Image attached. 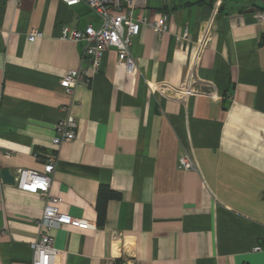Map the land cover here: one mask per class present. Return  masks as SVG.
<instances>
[{
	"label": "crops",
	"instance_id": "obj_1",
	"mask_svg": "<svg viewBox=\"0 0 264 264\" xmlns=\"http://www.w3.org/2000/svg\"><path fill=\"white\" fill-rule=\"evenodd\" d=\"M135 5L150 21L168 13L169 32L143 25L135 71L108 48L69 96L61 79L91 64L61 27L100 17L84 2L0 0V173L55 156L51 193L89 224L53 231L57 264H264V0ZM33 28L42 36L30 41ZM69 102L76 137L55 146ZM186 153L191 169L178 165ZM108 189L119 196L99 225ZM43 209L0 174V264H30Z\"/></svg>",
	"mask_w": 264,
	"mask_h": 264
},
{
	"label": "built area",
	"instance_id": "obj_2",
	"mask_svg": "<svg viewBox=\"0 0 264 264\" xmlns=\"http://www.w3.org/2000/svg\"><path fill=\"white\" fill-rule=\"evenodd\" d=\"M17 3L20 0H16ZM68 5H76L78 3H86L99 17L101 21L100 27L96 28L87 25L84 28L71 27L63 25L61 27L60 38L79 41L85 43L84 57L86 62H90V67L85 66L73 71H68L61 79L60 84L64 88L65 93L73 96L77 87L90 79V69L98 71L101 66L102 57L108 48L115 47L119 51V56L125 60L127 70L135 71L136 63L132 57L131 47L133 38L141 31L143 25H147L162 37L170 29V16L164 13L161 18L156 21H150L147 17H142L136 13L135 0H62ZM263 12L258 11L256 17L263 19ZM42 36V32L38 28H33L29 32L28 39L34 41L37 37ZM188 33H185V37ZM195 90V87H191ZM168 90H172L171 87ZM175 90V89H174ZM168 91V92H169ZM185 93L192 92L184 90ZM172 93L173 90L171 91ZM170 96H172L170 94ZM173 97V96H172ZM65 112L55 125L56 135L52 139L55 146L65 141H71L76 137V129L78 127L73 103L69 102L63 107ZM6 156H10L11 152L6 151ZM55 156L49 157L42 171L19 167L15 171V185L22 191L39 195L44 202L42 217L37 221L40 232L37 239L31 243L33 250L30 264H57L58 249L54 245L53 231L63 225H72L77 227H88L87 221L73 217L64 213L60 209L63 201L62 197L51 193L52 175L56 168ZM179 167L182 169H191L194 167L193 160L189 155L180 158ZM115 257L106 261L105 264H114Z\"/></svg>",
	"mask_w": 264,
	"mask_h": 264
},
{
	"label": "trees",
	"instance_id": "obj_3",
	"mask_svg": "<svg viewBox=\"0 0 264 264\" xmlns=\"http://www.w3.org/2000/svg\"><path fill=\"white\" fill-rule=\"evenodd\" d=\"M103 190H100V197H99V201H98V223L99 225H103L104 223V220H105V205L104 203H106V200L107 198H115V197H118V193L117 192H114L113 190L111 189H108L106 191L107 194H105L104 196V193H102Z\"/></svg>",
	"mask_w": 264,
	"mask_h": 264
},
{
	"label": "water",
	"instance_id": "obj_4",
	"mask_svg": "<svg viewBox=\"0 0 264 264\" xmlns=\"http://www.w3.org/2000/svg\"><path fill=\"white\" fill-rule=\"evenodd\" d=\"M1 178L2 181L6 184H14L15 183V176L11 172L9 168H3L1 170Z\"/></svg>",
	"mask_w": 264,
	"mask_h": 264
}]
</instances>
